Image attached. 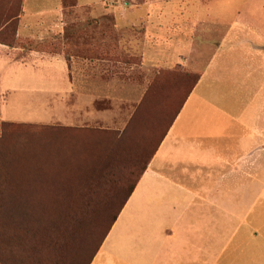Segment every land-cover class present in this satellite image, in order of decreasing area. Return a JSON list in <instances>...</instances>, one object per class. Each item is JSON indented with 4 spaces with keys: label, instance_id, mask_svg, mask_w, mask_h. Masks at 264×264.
Returning a JSON list of instances; mask_svg holds the SVG:
<instances>
[{
    "label": "crops",
    "instance_id": "1",
    "mask_svg": "<svg viewBox=\"0 0 264 264\" xmlns=\"http://www.w3.org/2000/svg\"><path fill=\"white\" fill-rule=\"evenodd\" d=\"M187 1L76 0L90 24L69 31L62 0H23L20 44H0V90L27 87L8 109L67 129L109 124L99 103L116 93L117 32L144 84L161 69L199 72L90 264H264V0L206 22L178 13ZM215 1L221 15L228 2Z\"/></svg>",
    "mask_w": 264,
    "mask_h": 264
},
{
    "label": "trees",
    "instance_id": "2",
    "mask_svg": "<svg viewBox=\"0 0 264 264\" xmlns=\"http://www.w3.org/2000/svg\"><path fill=\"white\" fill-rule=\"evenodd\" d=\"M13 19L14 16L9 13L2 15L1 38L7 34ZM16 33L17 29L9 43H3L2 40L0 43L11 47L19 45ZM164 77L175 79V91L182 95L181 104L169 118L165 128L158 132L157 119L155 128L151 127L149 132L144 131L145 140L139 147L138 156L133 155V148L130 150L127 147H133L134 142H124V155L121 158L124 167L119 174L121 177L111 174L112 165L108 163L104 175L96 177L92 172L86 178L91 182L82 190L79 187L77 195L66 190V182L70 177L61 175L63 172L76 170L62 169V166L78 163L76 158L83 154L78 155L76 150L83 151L84 142L90 144L87 148L92 151L94 159L96 146L102 145L99 140L96 141L99 134L88 137L86 141L84 133L89 132L87 129L30 124L20 127L18 133L22 137L13 146L3 144L0 138V264H90L171 120L198 81L199 74L184 73L179 67L157 71V81ZM5 128L6 125L1 127V133ZM122 136L124 135L114 138V149L116 145H121ZM102 138L106 141V137ZM107 142V158L113 159L115 153L110 152L111 135ZM146 148L148 152L143 157ZM67 149H75L71 160L65 157ZM118 157L119 155L116 158L120 159ZM96 178L105 182L98 186L101 190L98 195L91 192V183ZM120 182L128 184L124 186ZM123 191L125 195H122ZM118 201L121 204L115 211ZM86 212H92L91 222L89 217H85ZM99 213L101 215L97 216Z\"/></svg>",
    "mask_w": 264,
    "mask_h": 264
},
{
    "label": "rangeland",
    "instance_id": "3",
    "mask_svg": "<svg viewBox=\"0 0 264 264\" xmlns=\"http://www.w3.org/2000/svg\"><path fill=\"white\" fill-rule=\"evenodd\" d=\"M187 1V0H186ZM243 0H227V4H223L221 10V15L219 12V5L215 0H188V6H180L177 7L182 10V14L185 16H190L193 18H197V20L201 22L208 21V14L221 16L222 18H231L235 17V10L237 9V5L241 4ZM76 0H62V4L67 7H71L74 5ZM123 2V0H120ZM23 0H0V19L2 15L5 13H9L14 16L10 28L4 37L1 38L3 43H9L13 39V32L18 28V20L17 17L22 11ZM91 11V10H90ZM93 11V10H92ZM239 11V9H238ZM97 12V11H95ZM146 7H140L135 9L131 16L128 19L136 20L140 17L145 16ZM102 13V12H101ZM218 13V14H216ZM88 15L87 10L76 9V8H67L65 10V26L66 30H77L86 28L85 26L90 24V21L82 22L80 19L86 17ZM180 16V15H179ZM123 25V24H122ZM101 29H107V23H104V26L100 27ZM123 28V27H122ZM132 30V41L138 42L139 34L142 33V28L140 24H136L135 27L129 28ZM124 32V31H123ZM123 32H117L120 39L117 37V41L121 40L116 44L115 56H114V65H115V76H116V93L115 96H110L109 98L101 97L100 99V111L101 117L108 116L109 124L101 123L99 126H89L85 127L87 129L84 136L86 141L94 137L96 135V141L101 142L102 145L96 146L94 159L92 157V151H90L88 147V143L84 142L83 151H78V155L81 153L82 156H78L76 160L77 164H67L62 166L63 168L75 169V172H63L61 175H66L69 178V181L66 182V190H70L72 195H77L78 188L81 187V190L89 183L90 180H86V178L90 177V174L93 172L96 174V177L99 174H103L105 172V168L109 164L112 165L111 174L115 177L120 178L119 175L124 167L123 164V143L128 141V143L134 142L133 147L129 145L127 146L129 149L133 148V155L138 156L139 147L144 143V133L149 132L151 127L155 128L156 121L158 119L157 127L158 132L162 131L169 118L172 116L174 111L178 108L182 101L181 93H176L175 85L176 81L173 78H169L168 80H160L157 81L155 75H157V71H153L150 73V79L148 84H144L143 80H141V71L138 69V64L141 58V55L134 52H129L123 47ZM203 40L197 36V58L202 56V59L207 61L210 56V51H205L201 46L199 47V41ZM2 44V43H0ZM5 45V44H4ZM23 46L36 45L33 41L29 43H22ZM11 47V46H10ZM111 57V56H110ZM210 58V57H209ZM206 61V63H207ZM135 66V67H134ZM199 74L198 70L196 72ZM120 79H125L121 81ZM143 82V87H140V83ZM24 86H2L0 90V103L2 100V104L0 105V138L3 140V144L7 146H13L15 141L18 140L19 137H22L18 131L20 127L28 126L30 124H39L44 125L43 123H30L29 117L27 114H21L18 108L15 110L8 109V102L11 96V90L16 89H26ZM130 90V91H129ZM175 91V94H174ZM173 98V99H172ZM172 102V103H171ZM171 103V105H170ZM170 106V107H169ZM18 107V105L16 106ZM9 112V114H8ZM25 112V111H22ZM6 125V128L1 133V127ZM145 131V132H144ZM122 136L121 145H116V149H114V141L119 135ZM126 134V135H125ZM112 137V148L110 149L111 153H115L113 159L107 158L109 155L107 148V140L109 136ZM116 135V136H115ZM89 137V138H88ZM102 137H106V141ZM126 137V139H125ZM27 139V136H24ZM88 138V139H87ZM115 138V139H114ZM103 142L105 144H103ZM86 147V148H85ZM104 148V150L102 149ZM131 150V149H130ZM119 152V153H118ZM148 148H146L143 157L147 154ZM108 153V154H107ZM131 154V153H130ZM75 155V149H67L65 153V157L70 158L71 160ZM117 155H119L117 159ZM132 155V154H131ZM92 158V159H91ZM122 158V159H121ZM109 163V164H108ZM88 176V177H87ZM101 177V176H99ZM123 177V176H122ZM101 179V178H100ZM95 179L92 182V194L98 195L101 190H99L98 186L101 184H105L103 180ZM124 186L128 183L120 182ZM98 188V189H97ZM122 195H125L123 191ZM121 201H118L117 207L115 211L118 210ZM92 213V212H91ZM86 212L85 217L91 218L93 215ZM99 213L97 216H100ZM84 224V223H83ZM87 226V225H86ZM85 226V227H86Z\"/></svg>",
    "mask_w": 264,
    "mask_h": 264
}]
</instances>
